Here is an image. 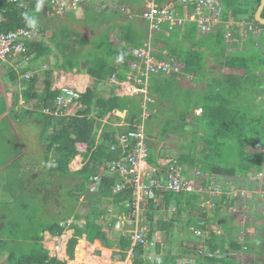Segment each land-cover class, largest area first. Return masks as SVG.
Here are the masks:
<instances>
[{"label": "trees", "instance_id": "trees-1", "mask_svg": "<svg viewBox=\"0 0 264 264\" xmlns=\"http://www.w3.org/2000/svg\"><path fill=\"white\" fill-rule=\"evenodd\" d=\"M42 1L46 2L49 9L45 8V5L39 6ZM141 1L135 0L137 4ZM259 3L260 0H221L219 22L214 30L203 32L201 35H198L199 28L196 22L187 21L172 30L163 25L161 31L154 33L152 37L157 47L161 51H166V54L158 55L153 49L152 55L157 60L171 59L178 63L181 73L158 74L149 80L147 94L152 101L145 104L141 94L134 96L102 94L94 86L81 94L83 98L81 103L84 107L74 116L53 117L42 112L43 109H52L59 95V91L52 90L51 73H45L47 80L41 94H31L37 84V76L22 81L24 101L28 102L32 98L37 100L36 111L29 113L22 110V114L23 116L35 114L39 121L40 141L45 143L42 165H45L48 177L47 181L40 185V189L38 185L35 188L39 189L36 201L32 198L35 194L24 184L25 180H28L24 176H19L13 181L17 193L10 194L11 200L7 202L0 200V264H65L56 257H50L49 251L42 244L45 233L52 237H61L65 230H73L75 241L83 237L97 239L103 248L116 250L113 254L116 262L125 261L131 241L127 234L113 230L116 218L110 217L105 210L109 205L117 215H127L130 209L125 204L133 202V191L125 189L113 193L114 186L121 183L122 179L118 175L108 174L106 165L126 157L128 153L122 154L120 149L111 151V146L116 144L117 134H126L133 130L136 122H142L144 111L148 113L144 121V132L149 165L157 166L160 157H166L159 150L160 140H164L166 136L187 137L185 129L193 126L196 128H192L191 142L180 146V153L176 159L178 164L185 162L189 167L234 180L244 174L264 172V26L257 24L254 19ZM0 9L6 17V22L2 25L4 32L27 27L34 21L38 23L36 24L39 33L44 34L50 29L51 24H61L56 22V19L50 20L49 0H31L25 8H18L7 0H0ZM178 10L182 12L181 8ZM89 13H93L92 9ZM261 15L264 18V9ZM229 22H244L245 26L242 29L235 25L226 27ZM249 22H252V30L248 29ZM228 31L231 33L230 42L226 36ZM68 34L69 29L63 28L61 24V28L56 32L54 46L46 44L43 37L26 41V56L34 54V60L39 61L56 51L60 54L57 67L64 72L82 74V69L85 68L86 74L101 81L99 86L104 85L103 81L112 75L116 76V81L123 82L126 71L130 70L132 62H135L128 49L117 50L111 44H105L108 39L106 32L94 41L100 51H87L83 57L88 63L81 64L80 46L88 45V42L80 36L78 37L80 41L74 42L73 45L69 44L66 40L72 35ZM145 38L144 35L139 41L133 38V48L143 46ZM208 61L213 63L210 69ZM114 64L122 65L121 69ZM221 65L230 66V72L221 73ZM125 66L127 68L124 70ZM213 70L216 73H213ZM187 75L194 81H205L207 92L181 89L177 78L185 79ZM11 77L17 78L13 72ZM170 96L176 105L167 104L166 99ZM198 108L201 109V114L195 115ZM114 111L125 112L122 122H125L126 126H118L121 119L113 114ZM159 119L164 125L159 126L161 128L158 134L161 131V139L157 133L154 134L158 127L155 125L156 120ZM113 125H117L116 128ZM198 129L204 130L205 135L201 138L196 136ZM154 136L159 138L156 143H153L151 138ZM196 141L202 143L200 150L193 144ZM78 144L86 145L85 154L82 155L84 164L79 170L71 171L69 165L73 156L80 154L77 150ZM29 175L30 173L27 176ZM96 178H100L101 182L98 191L93 193L89 188ZM59 179L64 182H52ZM56 188L58 192L66 193L64 199L66 203L60 200ZM44 191L49 195L46 200H40V192L44 194ZM24 195L33 201L24 198L25 202H20ZM83 197L88 211L85 214L76 213L75 208ZM163 197L164 209L168 210V206L175 203L177 211L174 217L158 220L155 229L167 235L172 230L175 231L176 225L181 223L178 235H173L174 238L168 241L169 245L162 261L156 258L153 261L147 260L143 247L138 245L132 250L130 258L132 264H177L181 259L184 242H195L190 227L196 225V219L190 212L196 210V202L204 200L205 197L171 193H165ZM53 204L56 205L58 215L42 217L47 207L52 208ZM31 207H34V212ZM4 209L9 211L5 212L3 217ZM157 209L160 208H156L155 201H152L146 208V213ZM217 210L220 208H217L216 212ZM200 217L203 220L205 214H201ZM81 218H85V223L76 224ZM153 218L154 216L148 214L151 229L154 227L151 224ZM69 220H72L70 224L67 223ZM224 228L227 231L226 237L212 233L206 243L212 251L229 253V258L224 257L225 259L219 261L197 259L193 264H234L237 253L246 248L243 243L232 238L227 226ZM184 229L186 234H182L181 230ZM147 238L151 240V235L147 234ZM84 241L97 246L94 240ZM84 241L80 243L82 246L85 244ZM78 252V245L74 244L70 256H76L77 261ZM156 252V255L160 256V244L157 245ZM192 255L194 254H186L189 258Z\"/></svg>", "mask_w": 264, "mask_h": 264}, {"label": "crops", "instance_id": "crops-1", "mask_svg": "<svg viewBox=\"0 0 264 264\" xmlns=\"http://www.w3.org/2000/svg\"><path fill=\"white\" fill-rule=\"evenodd\" d=\"M26 1L28 3L30 0H26ZM147 1L148 0H142L139 4H137L135 0H91L90 2H86L77 11L64 15L63 16L64 22L61 23L62 27L63 28L66 27L67 29H69L68 35H72L71 38L67 39L66 41L69 44L73 45L74 42L80 41L78 37L81 36L82 38L86 39V41L88 42V45L82 47L80 46L82 50L81 53L82 56H80L79 58L80 63L81 64L88 63V60L83 57V55H85L87 51H92V50L96 52L100 51L99 46L95 45L96 43H94V41L98 39L99 36H101L106 32L108 33V39L106 40L105 44H111L112 47L117 50L128 49L129 50L128 52H130L131 54L133 53L134 50H136L135 48H133V41H134L133 38H136L139 41L140 37L144 35L146 36V38L143 43L147 42L149 39L148 24L142 18V13L144 12V4H146ZM174 1H178V0H174ZM161 2L162 1L159 0V3ZM43 5H45V8H48V5L46 4L45 1L39 3V6L42 7ZM175 7L179 17L183 18L184 11L181 8V6L176 5ZM179 7L181 8L183 13L178 10L180 9ZM90 9H92L93 13H89ZM94 13L96 15H94ZM49 14H50L49 16H51L52 18V19L50 18V20L56 19L55 18L56 16L51 12V10L49 11ZM4 18L6 19L5 16ZM184 22L186 21L184 20ZM42 23H46V22H42ZM61 24L58 23L51 24L49 30H46L44 34L42 33L40 34L41 35L40 39L41 37H43L46 44L50 46H54L56 41L55 39L56 32L58 29L61 28ZM151 42L153 49H155L154 51H156V54L161 56H164L166 54V51H161L157 47V43H155V39L153 37L151 39ZM76 48L77 47L75 46V49ZM52 58L60 61L59 60L60 54L56 51L53 52L51 56H48L47 59L48 62L52 60ZM34 59H35L34 54H30L26 62L28 69L27 70L25 69L24 71L29 73L32 72L33 74L32 77L37 76V84L35 86L37 87L38 84H41L44 89L45 85L44 82L41 81V73L39 72H41L42 69L41 67H43V65L47 66V64L43 62L47 60L46 58L39 61H36ZM114 65H116V67L118 68L122 66L118 64H114ZM126 68L127 66H125L124 70ZM82 70L83 73L78 74L76 77H72L74 78L73 80H71V77H68V74H66V79L68 82V83L66 82V86L75 88L76 90L83 89L79 91L85 92L88 88H92L97 84L98 86L97 90L102 94L111 93L114 90L116 93L117 91H119L116 87H113L114 86L113 84L112 85L109 84L110 78L114 75H112L108 80L103 81L104 85L99 86L98 84L101 81L95 80L91 78L88 74H86L85 68H83ZM12 72L15 73V75L17 76L16 79H13L11 77ZM229 72H224V73H229ZM129 74H130V70L126 71V74L124 75L125 79L123 80L122 83L126 82ZM187 76L185 77V79L187 78ZM42 78L45 79V76H43ZM75 79L81 80V83H78ZM114 79L117 80L116 76H114ZM185 79L177 78L178 85L181 89L184 88L180 85V82H185ZM191 80H192L191 82L194 81V79L192 78ZM22 81L23 79H21V77L17 75L16 72L13 70L12 63L0 62V178L3 179V182L0 183V200L3 202L10 201L11 200L10 194L12 195L17 193L16 185L15 184L13 185V179L12 178L9 179L10 178L9 175L11 174L17 176L20 175L26 178L27 175L31 173L32 170L36 169L37 167H39L40 164L43 163V156L41 151L38 152L37 156H34V154L32 153L33 146L39 147L41 142L39 137V133L41 129L39 121L36 118L35 114H30V115L28 114V116L27 115L23 116L22 114V110H26V109H27L26 111H28L29 113L30 111L31 112H34V110L36 111L37 100L32 98L28 102L24 101V99L21 96L22 87H20V83H22ZM194 92L202 93L200 92V90H194ZM205 92L207 91L205 90ZM31 94H40V92L36 90V91H32ZM15 102L17 103L15 104ZM27 106L28 108H26ZM29 106L32 108H30ZM113 114L115 116H118L123 121L125 112L119 113L118 111H114ZM116 126L117 125H113L114 128H116ZM160 132L159 134L157 132V136L161 139ZM158 137L155 136L151 137L153 139L152 140L153 143L158 142L157 140L159 139ZM165 142H167V139L160 140L158 142L160 143L159 144L160 151L168 150L165 148L166 147L165 144H163ZM80 147L86 150L85 144H78L77 148ZM40 148H42V146H40ZM81 156H82L81 153L75 154L73 156L74 159L79 161L78 163L74 162L76 166L75 168H73L74 169L73 171H77L83 166L84 163L82 162ZM71 164L72 163H70V166ZM260 174L264 175V172ZM260 174H257V172H253L251 174H244L243 176H239V178H237L236 180L231 179L233 180L232 183L225 184V188L228 192H232V191L235 192V190H239V191L247 190V187L250 185L251 182L253 190L250 191L251 194L247 192V194L243 198L239 196L241 201L239 202L240 207L238 208L235 207L237 204H235L236 200L233 199L232 196L233 194L228 195V197H230L228 199V202L226 203L225 206L221 207L220 210H217V212L216 209H211L212 210L211 212H208L209 210L203 212L198 206L200 201L196 202L195 204L196 210L200 212V215L205 214V218L203 220L200 219L201 218L200 215L198 216L196 215L195 217L193 216L192 217L196 219V224L200 221L207 222L206 225L198 227L204 232V235L202 239L196 238L193 232L191 231V228L196 227L197 225L195 226L191 225L190 231L193 234L195 242L194 241L184 242L182 250H185V252H189L194 255H192L189 258L186 256V254L188 253L182 254L181 259L178 261L177 264H184L187 261V259L195 260V261L197 259H212L216 261L218 260L214 258L195 257L196 245L201 244L204 246V249L207 250L208 252H215L212 251L209 247H207V243H206L208 242L210 235L212 233L215 234V231L211 228V226L215 224L214 220L219 226L222 227L227 226L231 231L232 234L231 236L233 239L235 237L236 239H238L239 236L243 237V239H240V241L241 243H243L246 249L245 250L242 249V251L237 253L238 256L236 258V261L233 262L234 264H264V259H263L264 258V182L263 181L261 182V178H257L258 175ZM254 176L257 177L255 178ZM28 181L29 180H25V182ZM253 183H255L257 186L254 185ZM163 200L164 199L159 200V198H157L155 200V205L158 206L160 205L159 208H163L164 207L162 204ZM149 212L150 214H154V211L153 212L149 211ZM152 220L153 222L151 224L156 225L158 220H163V219L160 218L159 216H156ZM182 221H184V218ZM210 221L211 222L213 221L214 223H209ZM161 235L162 233H160V236ZM82 239L95 240L96 242H99L97 239H87L86 237H83ZM168 245L169 244L166 240L161 241L160 256L156 255V259L158 261L159 260L162 261L161 258L162 251H164V247H166L167 249ZM190 245H193L192 248ZM101 248L102 251L105 250L110 251L109 249H104L103 247ZM118 264H132V261L128 259L126 260L125 263L120 262Z\"/></svg>", "mask_w": 264, "mask_h": 264}, {"label": "built area", "instance_id": "built-area-1", "mask_svg": "<svg viewBox=\"0 0 264 264\" xmlns=\"http://www.w3.org/2000/svg\"><path fill=\"white\" fill-rule=\"evenodd\" d=\"M9 3L17 5L19 8H25L27 1L24 0H7ZM183 7L186 9L189 5H195V15L198 16V24L203 30H209L214 23L213 12L219 6L218 0H180ZM19 2V5L17 4ZM86 0H49V7L55 16H64L70 12L76 11ZM174 0H165L160 4L157 0H148L145 4L142 18L148 24L149 39L143 44L140 49L133 51L132 56L135 63L130 69V74L127 77L135 86L144 88L139 89L145 92L147 81L156 74H166L172 71L178 72L180 70L179 64L170 60H157L153 57L152 36L154 33L161 31L163 25L171 28L174 24H182L184 20H194V16L186 13L183 18H180L176 12ZM218 15V13H216ZM6 21L0 11V62L12 63L13 70L17 75L22 77L21 73L27 67L26 47L25 42L37 40L40 38V33L37 26L29 25L24 28H19L15 31L4 32L2 24ZM29 78V77H28ZM81 103V93L76 89L63 86L59 89V95L55 99L54 107L52 109H44L43 113L53 117L66 116L67 110L76 104ZM130 137L138 141V147L135 153L127 155L126 157L108 163L106 165V172L110 175H118L122 181L117 183L113 188V193H118L121 190L131 187L133 188V202L126 203L125 206L130 208L129 214L126 215L127 224L129 227L127 235L131 238L132 246L141 245L146 250V257L152 261L155 259V250L158 244H161L159 237L153 236L151 240L147 238L146 227H141L140 222L148 223V217L139 212L138 208L141 203H146L147 200L154 196L156 190H168L176 193H210L211 187L206 189L202 185H196L195 179H203V174H196L194 179H188L183 175L182 168L177 165H168L165 169L155 167H147L144 170V160L147 156L142 145L144 137L143 129L139 128L138 132L130 133ZM120 144L123 145L126 137H122ZM80 152L84 151L81 148ZM113 149V148H112ZM86 151V150H85ZM100 178L94 179L90 188L97 192L100 187ZM209 208L214 206L213 203H207ZM197 237H202L200 231H196ZM199 255L211 256L209 252L202 248L197 250ZM131 254V252H129Z\"/></svg>", "mask_w": 264, "mask_h": 264}, {"label": "rangeland", "instance_id": "rangeland-1", "mask_svg": "<svg viewBox=\"0 0 264 264\" xmlns=\"http://www.w3.org/2000/svg\"><path fill=\"white\" fill-rule=\"evenodd\" d=\"M31 1V0H30ZM91 0H88V2H90ZM8 2V1H7ZM23 2H24V0H23ZM18 5H19V2L17 3ZM18 7V6H17ZM19 8V7H18ZM144 9H145V4H144ZM0 11H1V9H0ZM1 13H2V11H1ZM56 18V22H64V17H60L59 18V16H58V18L57 17H55ZM6 22V21H5ZM4 22V23H5ZM66 22V21H65ZM3 23V24H4ZM2 24V25H3ZM55 24V23H54ZM233 24H235V26H238V27H242V23L241 22H239V23H233ZM233 24H231L230 23V25L229 26H232ZM32 25H34V26H37V24L36 23H34V21L32 22ZM66 26V25H65ZM38 28V27H37ZM241 29V28H240ZM38 30H39V28H38ZM230 32V31H229ZM198 35H201V32H199L198 33ZM230 35H231V33H230ZM41 36V35H40ZM54 38V37H53ZM53 38H51V39H53ZM229 39V38H228ZM228 42H230V39H229V41ZM46 58V60L48 59V56L47 57H45ZM43 62H45L46 64H47V66L46 65H43V67H41L42 69H41V72H39V73H41V81H43L44 82V85H45V80H47V76H46V72H49V73H51V75H52V90H57V91H59V89L60 88H62L63 86H66V82H67V79H66V74H68V77H71V80H73L74 78H72V77H76L77 75H78V73H73V74H70V72L69 73H67V72H64V71H62L61 69H59V67H57L59 64V61L57 60V59H54V58H52V60H50L49 62H48V60L47 61H43ZM6 63V62H5ZM207 64H208V69H210L211 68V66L213 65V63H211V61H208L207 62ZM222 67L220 68L221 69V73H223L224 74V72H229L230 71V66H228V65H221ZM27 70L28 69V67H26V68H24L23 70ZM45 71V72H44ZM23 72V71H22ZM42 73H43V75H42ZM213 73H216V71H214L213 70ZM22 75V77H21V79H23L24 81H27V80H29V79H31L32 78V72L31 73H29V72H26V71H24L23 73H21ZM71 75V76H70ZM43 76H45V79H43L42 77ZM29 77V78H28ZM155 78V76H152L151 78H150V80H152V79H154ZM81 79V78H80ZM78 83H81V80H77V79H75ZM128 80V79H127ZM192 80H191V77H188V78H186L185 79V82H180V85L185 89V90H200V92H203L204 90H205V85H206V82L205 81H193V82H191ZM54 83H55V86H54ZM68 83V82H67ZM109 84H115L113 87H116L119 91H117V93L115 92V90L113 91V92H111V93H113V94H115V95H117V96H126V95H128L129 94V96H131V95H133V94H135L134 93V90H130V87L127 85V84H121V83H115V82H110ZM96 86V89H97V84L95 85ZM20 87H22V93H23V84L22 83H20ZM36 87V86H35ZM34 87V90L33 91H39L40 92V94L41 93H43V91H44V89H43V86L41 85V84H38V86L35 88ZM45 87V86H44ZM84 88V87H83ZM102 88V87H101ZM100 88V89H101ZM132 88V87H131ZM36 89V90H35ZM75 89V88H74ZM79 90H83V89H77V91L78 92H80ZM98 91V90H97ZM101 91V90H100ZM81 94H83L84 93V91H81L80 92ZM104 94V93H103ZM175 95H176V93H175ZM21 96H22V98H23V95L21 94ZM82 99L83 98H81V102H83L82 101ZM166 101H167V104H171L172 106H174V105H176L175 104V102H174V100L172 99V96H170L169 98H167L166 99ZM19 102V101H18ZM26 102V101H25ZM163 104H164V102H163ZM162 104V105H163ZM18 105V104H17ZM25 105V104H24ZM27 105V104H26ZM30 107V106H29ZM83 105H82V103H79V104H76V105H73V106H71L67 111V113H66V116H74L79 110H81V109H83ZM179 107V106H178ZM26 108H28V106L26 107ZM26 108H23V109H26ZM30 108H32V107H30ZM166 108V107H165ZM35 109V108H34ZM36 109H37V107H36ZM27 110V109H26ZM44 110V109H43ZM43 110H42V112H43ZM35 111V110H34ZM30 113H32L31 111H30ZM124 113V112H123ZM195 115H197L196 114V112L194 113ZM169 115V114H168ZM50 116V115H49ZM157 122H156V124L155 125H158V127H157V129H156V131H155V133L154 134H156L158 131H159V126H164L163 125V121H160V119L159 120H156ZM121 122H122V120H121ZM120 122V123H121ZM119 123V124H120ZM123 123H125V122H122L121 124H123ZM118 124V125H119ZM161 128V127H160ZM192 128H196V127H193V126H189V127H187L185 130L187 131V133H188V136L187 137H179V136H166L165 137V139H167V142H165V143H163V144H165V148L166 149H168V150H162V153L166 156V157H160V161L162 162H165V160H173V161H176V159L178 158V156H179V153H180V146H182V145H187V144H189L190 142H191V137L193 136L192 134H191V131H192ZM205 134H204V130L203 129H198V131H197V134H196V136H198V137H203ZM164 139V140H165ZM42 142V141H41ZM41 142H40V145H39V147L37 146V147H35V146H33V148H32V153L34 154V156H37L38 155V152H40L41 151V153L43 154V151L45 150V143H44V141L42 142V144H41ZM194 144V146H195V148L196 149H198V150H200V148H201V145H202V143L200 142V143H198V142H194L193 143ZM40 146H42V148H40ZM81 148V147H80ZM163 148V147H162ZM78 149V148H77ZM83 150V149H82ZM79 152H80V149L78 150ZM166 151H168V152H166ZM40 153V154H41ZM82 155L83 154H85V150L84 151H82V152H80ZM184 153H187V151H184ZM171 154H173V155H171ZM82 157V159H83V156H81ZM79 160V159H78ZM44 162V161H43ZM74 162H76V163H78L79 161H77L76 159H74V157L72 158V160H71V166L69 165V169L71 170V171H73L74 169L73 168H75V166H76V164L74 163ZM83 162V161H82ZM113 162V161H112ZM111 163V162H110ZM43 164V163H42ZM42 164H40L39 165V167H37L36 169H34V170H32L31 171V173H30V176H27L26 178L29 180L28 182H25L24 184H26V185H28L29 186V188L28 189H30V190H32V192L35 194L32 198L36 201V194H37V191H38V193H39V189H40V185L43 183V182H45V181H47V177H48V171H47V169H46V167L44 168V166L42 165ZM108 164V163H107ZM164 164V163H163ZM178 164V163H177ZM73 165V166H72ZM180 165V164H179ZM181 166H188L187 164H185V162H183V164H181ZM189 167V166H188ZM146 165L144 166V170H146ZM192 168H195V167H192ZM192 168H190V169H192ZM195 169H197V168H195ZM77 170V169H76ZM79 170V169H78ZM199 170V169H198ZM10 176V178L9 179H13V181H15V180H17V178H19V176L20 175H9ZM255 178L257 177V176H254ZM257 178H261V182L263 181L264 182V175L263 174H260V175H258V177ZM49 180H51V179H49ZM234 180V179H233ZM233 180H231V179H229V180H226L225 181V184L226 183H232V181ZM1 182H3V179L2 178H0V183ZM52 182H59V183H61V182H64V181H62V180H52ZM254 185H256L255 183H253ZM39 186V189L38 190H35V188H37L38 186ZM257 186V185H256ZM56 187V186H55ZM253 190V188H252V184H251V182H250V185L247 187V190H244V191H240L239 193H237V191L238 190H235V194L233 195V199H235L236 200V202H235V204H237L235 207L236 208H238V207H240L239 205H240V201H241V199L239 198V196H241V198H243L246 194H247V192H249V194H251L250 193V191H252ZM89 191L90 192H93V193H95V191H92V189L91 188H89ZM227 191V190H226ZM228 192V191H227ZM229 194L231 193V192H228ZM56 194L57 195H60V200H62V202H65L66 203V200H64V199H66V193H61V192H58V190H57V188H56ZM172 194V193H171ZM240 194V195H239ZM47 195H49V194H47V192L46 191H44V194H42L41 192H40V200L41 199H44V200H46V198H47ZM176 195H184V194H176ZM24 198H26L27 200H30V201H33V199H30V198H28L26 195H24V197H22V198H20V202H25L24 200ZM243 200V199H242ZM53 201L55 202L56 200L55 199H53ZM163 206L165 205V203H164V201H163ZM58 205H60L59 203H58ZM13 207V206H12ZM52 208H50V207H47V209H46V212L43 214L42 213V217H44V215L45 216H52V215H58V211L56 210L57 208H55L56 207V205H52L51 206ZM165 207V206H164ZM164 207L163 208H160V209H158V210H154V214H149V213H146V210H143L142 211V209H140L139 210V212L140 213H142V214H144V215H146L147 217H148V214L150 215V216H154V217H156V216H159L160 218H170V217H174L175 216V214H176V211H177V205L175 204V203H172L171 205H169L168 206V210L166 209H164ZM32 208V211H33V209H34V207H31ZM172 209H174V210H172ZM2 211H4V213L2 214L3 215V217L5 216V212H8L9 211V209H4V210H2ZM88 211V207H87V205L85 204V199H84V197L81 199V201H79L78 202V205H77V207L75 208V212L76 213H80V214H85V212H87ZM205 211V210H204ZM212 210H209L208 212H211ZM34 212V211H33ZM105 212L106 213H108L109 214V216L110 217H112V218H116V222H115V224H114V226H113V230L115 231V232H123V233H125V234H127L128 233V230H129V227H128V224H127V220H126V215L125 214H121V215H117L116 213H114L113 212V210H112V208H111V206H106V210H105ZM187 214H189V212L187 213ZM190 214L193 216V217H195L196 215L198 216V215H200V212L199 211H197V210H194L193 212H190ZM184 216V215H183ZM58 220H61V219H58ZM149 220V219H148ZM72 222V220H69L67 223L68 224H70ZM214 222H215V224L214 225H212L211 226V228L215 231V234H218V235H216V236H219V237H226L227 236V231L225 230V228L224 227H222V226H219L217 223H216V221L214 220ZM85 223V218H81V219H79L77 222H76V224H84ZM2 226V225H1ZM140 226L141 227H149L150 226V223L148 222V223H144V222H140ZM180 228H181V223H178L177 225H176V227H175V231L174 230H172V232H170L169 234H165V233H162V235L160 236V241H171V239L172 238H174V236H175V234H178V232H179V230H180ZM182 231V234H186V229H184V230H181ZM174 235V236H173ZM169 236V237H168ZM173 236V237H172ZM43 237H44V239H43V241H42V244H43V246H44V248H46L48 251H49V256L50 257H56V258H58L60 261H62V262H65V264H118V263H120V262H116L115 260L116 259H114V251H116L115 249H109L110 251H107V250H105V251H102L101 249V247H100V245L101 244H99V242H96L97 243V246H95V244L93 243V245L92 244H90V243H87V241H84V239H81V240H76L75 241V239H73L72 237H73V230H65L64 231V234L61 236V237H52V236H50L48 233H45L44 235H43ZM129 237V236H128ZM130 238V237H129ZM234 239H236V237L234 238ZM240 239H243V237H241V236H239L238 237V239H236L237 241H239V242H241L240 241ZM86 242L83 246L80 244L81 242ZM95 241V240H94ZM77 242V243H76ZM74 244H77L78 245V249H79V252L76 254L77 255V258H79V261H77V259H76V256H74L73 255V257H71L70 256V253H71V248L73 247V245ZM169 244V243H168ZM183 248V247H182ZM104 249H106V248H104ZM160 249H161V247H160ZM191 252V251H190ZM218 252H220L221 254H223L224 256H225V258H229V256H226V252H224V251H218ZM165 253H166V247H164V251H162V257L165 255ZM184 253H189V252H185V250H181V254H184ZM161 257V258H162ZM131 258V256H130V254H129V252H128V256L126 257V259H125V261H123V262H121V263H125L126 262V260H128V259H130ZM225 258H223V259H225ZM264 259V258H263ZM184 264H187V262H185ZM190 264V263H189Z\"/></svg>", "mask_w": 264, "mask_h": 264}, {"label": "bare ground", "instance_id": "bare-ground-1", "mask_svg": "<svg viewBox=\"0 0 264 264\" xmlns=\"http://www.w3.org/2000/svg\"><path fill=\"white\" fill-rule=\"evenodd\" d=\"M86 2H88V0H86ZM85 2V3H86ZM148 2V1H147ZM146 2V3H147ZM218 2H219V6H218V8H217V10L216 11H214L213 12V14H212V16H213V19H214V23L212 24V26L209 28V30H203L202 29V27L198 24V16H196L195 15V8H196V6L195 5H189L188 7H186V9L183 7V5H182V3H181V1L180 0H178V1H175V4L176 5H179V6H181V8L183 9V11H184V15L186 14V13H188V14H190L191 16H194V20H185L186 22L187 21H189V22H196L197 23V27L199 28V32H201V33H203V32H209V31H212V30H214V28H215V25L219 22V18H220V16H221V12H220V6H221V0H218ZM84 3V4H85ZM157 3L158 4H160L159 3V0H157ZM260 4V3H259ZM175 5V6H176ZM80 7H82V5L80 6ZM79 7V8H80ZM78 8V9H79ZM258 8V7H257ZM77 9V10H78ZM76 10V11H77ZM257 10V9H256ZM75 12V11H74ZM256 12V11H255ZM71 13V12H70ZM216 13H218V15L216 14ZM254 15H255V13H254ZM230 23L231 22H229V23H227L226 24V27H228L229 25H230ZM242 23V27H239V28H243L244 26H245V23L244 22H241ZM231 24H233V23H231ZM233 25H235V24H233ZM232 25V26H233ZM175 26H178V24H174L171 28H168V30H172ZM247 26H248V29L249 30H252V22H249L248 24H247ZM230 27V26H229ZM238 27V26H237ZM228 38L230 37V32L228 31V33H227V35H226ZM154 57V56H153ZM155 58V57H154ZM156 59V58H155ZM135 62H132V65H131V68H132V66H133V64H134ZM130 68V69H131ZM181 73V71L179 70L178 72H175V71H172L171 73H166V74H180ZM156 75H158V74H156ZM187 78H188V76H187ZM150 80V79H149ZM149 80L147 81V86H146V88H145V92H141V91H139V89H142V88H144V86L142 85V86H140V87H137V86H135L131 81H129V80H126V82L125 83H122V82H118V81H116L114 78H111V80L109 81V82H115V83H121V84H127L129 87H130V90H134V93L135 94H133V95H131V96H134V95H138V94H141V95H143V104H145V102H147V101H149V102H151L152 100L149 98V96H148V94H147V87H148V84H149ZM113 85H115V84H113ZM132 87V88H131ZM126 96H129V94L128 95H126ZM196 114L197 115H200L201 114V109L199 108V109H197L196 110ZM148 117V113L147 112H143L142 113V122L141 123H138V122H136L134 125H133V130H130L129 132H127L126 134H117L116 136H115V141H116V144L115 145H112L111 146V151H116V150H118V149H120L121 151H122V154H125V153H128L127 155H132V154H134L135 153V150H136V148L138 147V141L136 140V139H134V138H132V137H130L129 136V134L130 133H135V132H138V130H139V128H142L143 129V134H144V137H143V140H142V145H143V148L145 149V151H146V154H147V156H146V158H145V160H144V163H145V165H146V167H155V168H159V169H165L168 165H177V166H180L181 168H182V171H183V175L184 176H186L188 179L190 178V179H194L195 178V175L196 174H203L205 177L203 178V179H195V181H196V185H202L203 187H205L206 189H208L209 187H211V189H212V192H215L214 194H210V193H208V192H206V193H197V192H192V193H186V192H180V193H176V192H173V191H168V190H162V191H158V190H156L155 192H154V196L151 198V199H149V200H147V202L146 203H141L140 204V206H139V208H138V210H140V209H142V211L143 210H145L146 208H147V206L149 205V203L150 202H152V201H155L157 198H159V200H162L163 199V195L165 194V193H172V194H184V195H195V196H197V197H200V198H204L205 197V199L204 200H202V201H200V203H199V208L204 212V210L205 211H208V210H211V209H217V208H221V207H223V206H225L226 205V203L228 202V199L230 198V197H228V195H229V193L226 191V188H225V181L226 180H229V178H225V177H223V176H218L217 174H212V173H207V172H203V171H200V170H198V169H195V168H192V167H188V166H181V165H179V164H177V162L176 161H173V160H165V162H161L160 160L158 161V164H157V166H152V165H149V163L147 162V157H148V152H147V150H146V147H145V139H146V135H145V132H144V121L146 120V118ZM118 126H126V124L125 123H123V124H119ZM122 137H126L127 138V141L123 144V145H121L120 144V139L122 138ZM113 148V149H112ZM126 155V156H127ZM164 163V164H163ZM190 168H192V169H190ZM125 189H131L133 192H134V190H133V188H131V187H127V188H125ZM125 189H123V190H125ZM121 192H122V190H121ZM240 191L238 190L237 191V193H239ZM231 195L233 194H235V192L234 191H232L231 193H230ZM232 195V196H233ZM134 196V195H133ZM164 201V200H163ZM207 203H213L214 204V206L212 207V208H209L208 207V205H207ZM130 204V203H129ZM160 206V205H159ZM158 205H156V208L157 207H159ZM172 210H174V209H172ZM151 212H153V211H151ZM149 214H150V212H149ZM209 223H214L213 221L211 222H209ZM207 224V222H205V221H200V222H198L196 225V227H192L191 228V231L193 232V234H194V236L196 237V238H198V239H202V237H203V235H204V232L200 229V228H198L199 226H204V225H206ZM155 226L156 225H154V227H153V229H151L150 228V226L149 227H147L146 229L148 230L147 231V234H150L151 235V239L153 238V236H157V237H159L160 238V233H159V231H157L156 229H155ZM196 231H200L201 233H202V237H197L196 235H195V232ZM130 239V241H131V238H129ZM133 245V243H132V241H131V247H130V249H129V251L128 252H131V254H130V256L132 255V250H133V248L134 247H136V246H138L137 244L135 245V246H132ZM141 246V245H140ZM191 246V248H192V246L193 245H190ZM143 247V246H142ZM198 248H202L204 251H206V252H208L207 250H205L204 249V246L203 245H196L195 246V251H196V258H214V259H218V260H220V259H223L225 256L223 255V254H221L220 252H218V251H215V252H209L210 254H211V256H205V255H199L198 254V252H197V250H198ZM156 249H157V247H156ZM143 250H144V256H145V258L147 259V257H146V250H145V248L143 247ZM155 258H156V250H155ZM230 254H228V253H226V256H229ZM148 260V259H147ZM153 260H155V259H153ZM152 260V261H153ZM187 262V264H192V263H194L195 262V260H187L186 261Z\"/></svg>", "mask_w": 264, "mask_h": 264}, {"label": "water", "instance_id": "water-1", "mask_svg": "<svg viewBox=\"0 0 264 264\" xmlns=\"http://www.w3.org/2000/svg\"><path fill=\"white\" fill-rule=\"evenodd\" d=\"M264 9V0H260V4L255 12L254 19L257 24L264 26V18L262 17V11Z\"/></svg>", "mask_w": 264, "mask_h": 264}]
</instances>
